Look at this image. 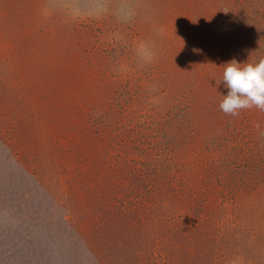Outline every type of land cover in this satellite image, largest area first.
Here are the masks:
<instances>
[{"label": "rangeland", "instance_id": "obj_1", "mask_svg": "<svg viewBox=\"0 0 264 264\" xmlns=\"http://www.w3.org/2000/svg\"><path fill=\"white\" fill-rule=\"evenodd\" d=\"M18 4L0 264H264V110L220 108L225 65L264 58V0Z\"/></svg>", "mask_w": 264, "mask_h": 264}, {"label": "clouds", "instance_id": "obj_2", "mask_svg": "<svg viewBox=\"0 0 264 264\" xmlns=\"http://www.w3.org/2000/svg\"><path fill=\"white\" fill-rule=\"evenodd\" d=\"M243 65V67H241ZM223 81L228 89L220 104L225 114L236 116L240 109L253 106L264 110V58L258 63H227Z\"/></svg>", "mask_w": 264, "mask_h": 264}, {"label": "crops", "instance_id": "obj_3", "mask_svg": "<svg viewBox=\"0 0 264 264\" xmlns=\"http://www.w3.org/2000/svg\"><path fill=\"white\" fill-rule=\"evenodd\" d=\"M18 7V0H0V43L7 44L10 40L18 43L20 35H23L24 14L20 15Z\"/></svg>", "mask_w": 264, "mask_h": 264}]
</instances>
